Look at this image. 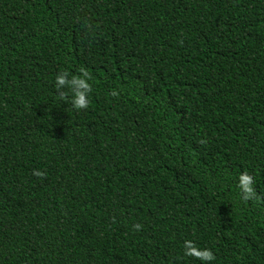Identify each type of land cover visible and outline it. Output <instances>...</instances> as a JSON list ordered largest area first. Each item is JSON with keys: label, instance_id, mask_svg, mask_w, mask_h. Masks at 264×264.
I'll list each match as a JSON object with an SVG mask.
<instances>
[{"label": "trees", "instance_id": "16d2710c", "mask_svg": "<svg viewBox=\"0 0 264 264\" xmlns=\"http://www.w3.org/2000/svg\"><path fill=\"white\" fill-rule=\"evenodd\" d=\"M244 172L264 197V0H0V264H264Z\"/></svg>", "mask_w": 264, "mask_h": 264}, {"label": "clouds", "instance_id": "9594fccd", "mask_svg": "<svg viewBox=\"0 0 264 264\" xmlns=\"http://www.w3.org/2000/svg\"><path fill=\"white\" fill-rule=\"evenodd\" d=\"M65 82L66 81H65V78L63 76L58 77L57 78V87L59 85L64 84ZM72 83L77 85L76 98L73 101L74 107L77 109L88 108L90 101H89V99L86 98V92L80 91V89L91 91L89 84L85 83V81L81 80V79H73ZM112 94L116 95L115 92H113ZM59 95H60L61 99H65L67 94L66 93H59ZM203 142L204 141H201V143H203ZM33 174L38 176V177H43L46 175L44 172H41L38 170L34 171ZM252 183H253V177L249 173L244 172L239 176L238 186H239L240 191H241V199L244 202L253 201L252 197H253V195H255L256 196L255 202L258 203L262 199H264V197L259 196L256 191L254 192V190L251 186ZM134 228L136 230H139L141 228V225L136 224V225H134ZM184 247H185V252H184L185 256L194 257V258L199 259L201 261H212L215 259V255L210 249H199L196 247V245L191 240L185 241Z\"/></svg>", "mask_w": 264, "mask_h": 264}]
</instances>
